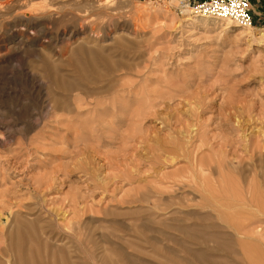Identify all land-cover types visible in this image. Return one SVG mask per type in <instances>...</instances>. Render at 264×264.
Masks as SVG:
<instances>
[{
    "label": "rangeland",
    "instance_id": "obj_1",
    "mask_svg": "<svg viewBox=\"0 0 264 264\" xmlns=\"http://www.w3.org/2000/svg\"><path fill=\"white\" fill-rule=\"evenodd\" d=\"M175 5H0V264H264V27Z\"/></svg>",
    "mask_w": 264,
    "mask_h": 264
},
{
    "label": "bare ground",
    "instance_id": "obj_2",
    "mask_svg": "<svg viewBox=\"0 0 264 264\" xmlns=\"http://www.w3.org/2000/svg\"><path fill=\"white\" fill-rule=\"evenodd\" d=\"M10 2H11V0H4L3 2H2V0H1V2H0V5H2V7H8L9 6V4H10ZM147 4H149V3H147ZM149 5H153V4H149ZM33 6V5H32ZM40 7V6H39ZM38 8V7H37ZM4 11V10H3ZM41 11V10H40ZM31 12V11H30ZM21 14L23 13V12H20ZM25 13V12H24ZM20 14V15H21ZM31 14V13H30ZM29 13H26V16H28V15H30ZM32 18V17H31ZM30 17H29V19H31ZM221 19H223L224 21H230V22H235L234 20H232V19H230V18H221ZM3 20V19H2ZM235 23H237V22H235ZM238 24V23H237ZM240 25V24H239ZM244 27H246L247 28V30H249V29H251V28H253V26L252 27H249V26H244ZM79 33V32H78ZM124 34V33H123ZM112 36V35H111ZM110 36V37H111ZM121 36H124V35H113L112 36V38H110L111 40H113L114 42H116V41H121L123 38L121 37ZM132 37V36H131ZM82 40V39H81ZM84 41H86V39L84 40ZM87 43V42H86ZM122 43V42H121ZM123 45H124V43H122ZM121 44V45H122ZM109 46H111V45H109ZM117 46V45H116ZM125 46V45H124ZM133 46H134V44H133ZM103 47H106V46H103ZM118 47V46H117ZM120 47H122V46H120ZM101 49H102V47H101ZM123 49V48H122ZM79 50L80 51H83L84 50V48L83 47H80L79 48ZM117 50V49H116ZM97 56L99 57V58H101V59H103L107 64H106V68H107V70L109 71V73L110 72H113L114 70H117L116 69V65H112L113 63H114V61H112L113 63L112 64H110V62L111 61H108L110 58H108V57H106V56H104V52H97ZM123 59V58H122ZM125 62H127V61H125L124 60V62H122L120 65H119V67H117V68H120V69H118V70H129L130 69V66L131 65H129V64H127V63H125ZM115 64V63H114ZM94 65H95V63H94ZM76 67H75V70H76V72L79 74V76H78V78L76 79V83H74V84H72V85H70V84H67V85H64V84H62V85H60V90H63L64 92H72V91H76V90H81L82 88H86L87 89V84H90L89 82H91V81H87V80H84V79H86V77L87 76H84V75H81V72L83 71L82 70V68L79 66V65H75ZM81 71V72H80ZM106 74V73H105ZM107 75V74H106ZM112 76V75H111ZM110 78V77H109ZM80 79H83V80H80ZM113 79V78H112ZM88 82V83H87ZM97 84V83H96ZM95 84V85H96ZM114 84V83H113ZM83 85H86V86H83ZM109 86H110V84H109ZM94 87V86H93ZM106 88V86L105 87H101V88H94V90H93V88H91L95 93H102V94H104L107 90V88ZM91 89H87V90H84L85 92H88V91H92ZM125 90H127L126 88H125ZM133 91H134V89H132ZM123 91V90H122ZM118 92V91H117ZM123 92H126V91H123ZM127 93V92H126ZM128 93H131V90H128ZM78 94V93H77ZM89 95V94H88ZM130 95V94H129ZM91 96H92V94H91ZM123 96H124V93H123ZM127 97V96H126ZM75 99H78L77 98V96H75L74 97ZM58 104H57V102H55V107L57 106ZM263 154V152H260V155H262ZM256 157V154H255V151L253 152V154H252V156L249 158L250 159V162L252 163L253 162V164L255 163V158ZM256 164V163H255ZM200 166H202V164L200 165ZM249 166V165H248ZM259 167H260V169L261 170H264V164H263V160L262 161H260V165H259ZM256 168V167H255ZM256 170V169H255ZM201 172V171H200ZM203 174V173H202ZM205 174V173H204ZM260 185V184H259ZM249 193H250V196H249V201L251 202V203H255L259 208H261V204H259V203H262V201H263V199L261 198H259V197H263L262 196V194H261V196L259 195V194H257L258 192H257V190H256V186H253L252 188H251V190L249 191ZM263 204V203H262ZM263 206V205H262ZM264 207V206H263ZM253 209V208H252ZM262 209V208H261ZM47 215V214H46ZM219 215V214H218ZM247 215H248V213H247ZM30 217V216H29ZM221 218V217H220ZM227 218V217H226ZM224 219V218H223ZM45 220V219H44ZM233 221V220H232ZM60 223V222H59ZM58 224V223H57ZM248 228V227H247ZM252 228V227H251ZM252 231V230H251ZM250 231V232H251ZM260 232H261V230H260ZM259 232V233H260ZM43 233H44V231H43ZM42 233V234H43ZM43 235H45V234H43ZM39 236L38 234L36 235V239H37V243L39 244L38 246H40V245H42L43 244V246H45V248H46V255H47V260L46 261H43L42 260V262H39V263H36V264H77L76 263V261H75V259H76V257L73 255V250H71V246H66V247H61V246H54L53 245V248L52 249H50V246H49V244H48V240H51V238H49V237H44V236ZM248 235H251V233L250 234H248ZM253 235H254V233H253ZM261 235V234H260ZM51 237V236H50ZM214 237V236H213ZM253 237V236H252ZM256 237H259V235L258 236H256ZM46 238V239H45ZM208 238H212V236L211 237H208ZM249 238H250V236H249ZM255 238V237H254ZM260 238V237H259ZM250 239H252V238H250ZM257 240H258V238H256ZM207 240V239H206ZM211 240V239H210ZM252 240H254V239H252ZM53 241V240H52ZM79 241V240H78ZM214 241H215V239H214ZM212 242V241H211ZM216 242V241H215ZM233 242V241H232ZM216 244V243H215ZM221 245V244H220ZM226 246V245H225ZM224 245H223V247L224 248H226ZM228 247V246H227ZM221 249V248H220ZM226 249H228V248H226ZM225 250V249H224ZM51 251V252H50ZM219 251V250H218ZM228 251H229V249H228ZM38 252H39V250H38ZM197 260L199 261L200 260V262H202L203 261V259L200 257V256H198L197 255ZM20 259L21 260H19V262H16L15 264H32L31 263V258L30 257H25L24 256V254L23 255H21L20 256ZM12 264H14V263H12Z\"/></svg>",
    "mask_w": 264,
    "mask_h": 264
},
{
    "label": "built area",
    "instance_id": "obj_3",
    "mask_svg": "<svg viewBox=\"0 0 264 264\" xmlns=\"http://www.w3.org/2000/svg\"><path fill=\"white\" fill-rule=\"evenodd\" d=\"M149 4H161L169 0H140ZM180 14L190 12L196 16L230 18L242 26H254L251 0H175Z\"/></svg>",
    "mask_w": 264,
    "mask_h": 264
},
{
    "label": "crops",
    "instance_id": "obj_4",
    "mask_svg": "<svg viewBox=\"0 0 264 264\" xmlns=\"http://www.w3.org/2000/svg\"><path fill=\"white\" fill-rule=\"evenodd\" d=\"M254 11V20L264 27V0H251Z\"/></svg>",
    "mask_w": 264,
    "mask_h": 264
}]
</instances>
